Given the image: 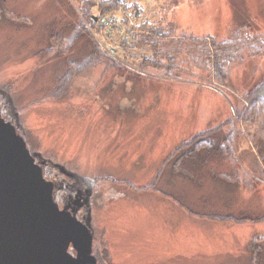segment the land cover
Wrapping results in <instances>:
<instances>
[{"label": "rangeland", "instance_id": "obj_1", "mask_svg": "<svg viewBox=\"0 0 264 264\" xmlns=\"http://www.w3.org/2000/svg\"><path fill=\"white\" fill-rule=\"evenodd\" d=\"M116 1L99 13L84 0H0V118L52 185L58 211L80 225L83 258L67 249L76 264H264L250 260L253 240L264 253V159L254 144L264 120L236 115L264 77V0ZM140 21L175 35L157 44V59L169 64V50L180 69L152 65ZM73 25L85 35L65 52ZM234 30L247 42L221 83L202 39ZM86 36L102 54L64 86L66 59L89 55ZM218 125L236 126L234 150L208 155L192 179L169 169L179 143ZM212 169L234 176L214 181Z\"/></svg>", "mask_w": 264, "mask_h": 264}, {"label": "water", "instance_id": "obj_2", "mask_svg": "<svg viewBox=\"0 0 264 264\" xmlns=\"http://www.w3.org/2000/svg\"><path fill=\"white\" fill-rule=\"evenodd\" d=\"M51 188L20 135L0 118V264H76L69 241L83 258L84 233L58 211Z\"/></svg>", "mask_w": 264, "mask_h": 264}, {"label": "trees", "instance_id": "obj_3", "mask_svg": "<svg viewBox=\"0 0 264 264\" xmlns=\"http://www.w3.org/2000/svg\"><path fill=\"white\" fill-rule=\"evenodd\" d=\"M120 2L123 3V0H120ZM87 3H89L90 9L93 6H96L99 7L98 8L99 13H103L106 9L115 6L118 2L116 0H103L99 2V4L94 5L95 3L92 0H84L82 6L88 8ZM90 16H91L90 20H93L95 15L91 13ZM137 24L139 26L138 30H136L137 39L138 40L145 39L146 41H148L153 46L154 52L156 53L154 57L149 58V60L152 62V65L159 68L166 67L167 69L168 68H175L174 70L180 69V66L177 64V62L175 61L171 62L172 60L170 57L172 55L169 53V50L165 49V51L161 53L162 56H164V54H167L168 57L167 61L169 60L170 62L169 64L167 62H163V59H159V58L157 59V55H159L158 51H160L161 40L166 39V37L171 34H165V32L167 31L166 29H164L163 27L158 28L157 25L156 26L152 25L148 21H144V22L140 21ZM72 28L73 29L69 30L70 36L67 35V37L63 41L66 43L65 44L62 43V45L61 44L59 45V49L63 50L65 48L64 49L65 52H67L70 48H72V45L76 43L78 36L85 35L84 34L85 27L78 28V26L73 25ZM239 35H240L239 32L237 30H234L231 32L230 36L220 41H218L214 37H208L202 39L204 46V53L208 59L207 67H209L212 70V75L215 78H217L219 81H221V83L226 82L228 84V72H229L230 64L234 61L242 60V54H241L243 50L242 47L247 42V39L244 37L242 40L240 39ZM171 36L175 37L173 33ZM85 39L86 42L80 43V46L83 48L86 47V45L88 44L89 55L81 60L78 59L77 61L73 58H71L70 60L66 59V69L60 75L61 82L63 83L64 86H67L71 81V79H73L76 75H79L82 70L89 67L90 64H93L92 59H94V57L98 56L99 54H102L97 42L94 39L92 40L91 36L89 37L86 36ZM157 44H159L158 49H157ZM156 49L158 50L157 52ZM255 52L258 51L256 50ZM240 102L242 103V107L240 109L238 108L236 109V115L239 118V120H242L244 122H257V120H261V119L264 120V77L260 78L259 81L254 83L249 90H247L242 94ZM261 116L263 117L261 118ZM263 123L264 121L260 124L261 126L260 129H264ZM236 132H237L236 126L232 127L230 131L225 132L219 125L206 130H201L196 132L189 139L179 143L174 148L175 150L168 155L166 161L168 162L171 161V166L169 169L172 172L179 173L187 178L189 177L192 179L195 175L192 172L191 168L195 169V167L196 168L199 167V165H201L202 162L208 159L207 158L208 155L219 154V156L221 157V153L224 150H226L228 146H231L232 148L231 150H234V145L236 144L235 143ZM260 134L263 135V130ZM257 140L258 142L254 140L256 152L258 153L259 156L262 155L264 159V155H263L264 138L257 136ZM233 155L234 156L232 157L234 159L239 160L238 156H236L235 153ZM256 159L259 161V158ZM211 173H212L211 177L212 179H214V181H217L222 177L224 181L230 182V180H232L234 176V173L233 174H228L226 172L220 174L216 173L214 169L211 170ZM216 174H218L217 175L218 179L215 180ZM199 179H201L200 176L195 180V182L200 181ZM177 192L178 191H176V193ZM177 201L182 205H184L183 201H181L180 199H178ZM240 215H245V214H240ZM255 219H258V217H256ZM259 244L260 243L256 242L255 240H253L250 244L251 253H252V255L250 256L251 261L260 260V258L264 256L262 255L264 253H262L260 248L261 244L260 245Z\"/></svg>", "mask_w": 264, "mask_h": 264}]
</instances>
